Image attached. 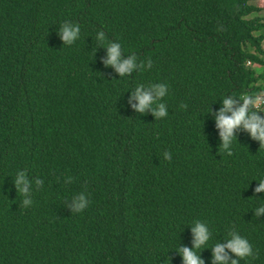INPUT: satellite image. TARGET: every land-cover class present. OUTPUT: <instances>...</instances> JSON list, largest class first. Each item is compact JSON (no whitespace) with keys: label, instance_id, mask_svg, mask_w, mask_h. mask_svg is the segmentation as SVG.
<instances>
[{"label":"trees","instance_id":"16d2710c","mask_svg":"<svg viewBox=\"0 0 264 264\" xmlns=\"http://www.w3.org/2000/svg\"><path fill=\"white\" fill-rule=\"evenodd\" d=\"M255 1L0 0V264H183L196 221L204 264L233 230L255 254L240 264H264V148L237 130L229 156L215 126L224 98L264 95ZM65 22L80 27L67 46ZM113 43L135 57L123 77L104 64ZM155 84L160 119L130 99Z\"/></svg>","mask_w":264,"mask_h":264},{"label":"clouds","instance_id":"9594fccd","mask_svg":"<svg viewBox=\"0 0 264 264\" xmlns=\"http://www.w3.org/2000/svg\"><path fill=\"white\" fill-rule=\"evenodd\" d=\"M79 25L65 22L59 31V35L64 45H72L73 42L79 37ZM98 39L103 40V33ZM121 47L119 44L113 43L107 46V59L104 60L105 66H112L116 72L123 77L127 73H131L135 67V57H130L121 62ZM148 67L152 66V61H147ZM167 94V86L164 84H155L150 86V91L144 90V86L136 87L130 99L137 101L134 105V110L137 113L143 114L146 110H150L156 119L165 117V104L158 103V101ZM240 101V102H238ZM264 106V95L245 94L239 99L230 96L224 98L222 107L215 115V126L219 131L221 147L227 155H232L231 146L235 140L234 133L237 130H243L248 136L255 141L259 142V148H264V118L258 112H264L261 107ZM186 107V105H182ZM210 111V109H209ZM165 160H171V154L164 153ZM37 184L40 181L36 182ZM14 185L18 192L27 196L29 182L26 179L25 173L20 172L14 179ZM255 193H264V179L259 181V186L255 188ZM24 207H28L32 202L30 199H23ZM88 199L84 196H79L72 205L75 213H80L88 206ZM264 213V206L255 210V216ZM193 235V247L190 250L187 247L178 248L177 252L182 257L183 264H204L200 259L197 250L207 249V243L210 240L211 233L208 226L200 221L194 222L191 227ZM212 264H240V261L247 258H255L252 245L239 235L236 231H230L226 243L221 245L215 243L212 247ZM234 256L235 259H231ZM168 259V258H167ZM168 264L170 260L168 259Z\"/></svg>","mask_w":264,"mask_h":264},{"label":"rangeland","instance_id":"374dc122","mask_svg":"<svg viewBox=\"0 0 264 264\" xmlns=\"http://www.w3.org/2000/svg\"><path fill=\"white\" fill-rule=\"evenodd\" d=\"M254 5L259 9V12L255 15L259 16L260 18L264 19V0H256ZM264 47V44H263Z\"/></svg>","mask_w":264,"mask_h":264}]
</instances>
